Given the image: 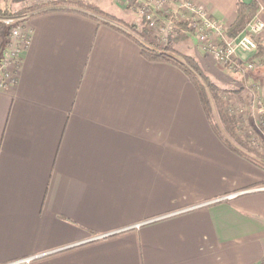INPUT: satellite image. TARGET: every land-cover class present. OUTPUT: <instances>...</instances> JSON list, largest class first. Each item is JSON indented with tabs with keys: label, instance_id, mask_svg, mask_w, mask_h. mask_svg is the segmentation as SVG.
Wrapping results in <instances>:
<instances>
[{
	"label": "crops",
	"instance_id": "crops-1",
	"mask_svg": "<svg viewBox=\"0 0 264 264\" xmlns=\"http://www.w3.org/2000/svg\"><path fill=\"white\" fill-rule=\"evenodd\" d=\"M194 1L226 27L255 1L264 22V0ZM92 3L136 33L77 8L36 12L0 88V264H259L264 162L220 139L182 69L142 55L160 41L139 17ZM190 36L184 55L224 89L231 73ZM8 40L0 25V49ZM254 73L264 96V65Z\"/></svg>",
	"mask_w": 264,
	"mask_h": 264
},
{
	"label": "built area",
	"instance_id": "built-area-1",
	"mask_svg": "<svg viewBox=\"0 0 264 264\" xmlns=\"http://www.w3.org/2000/svg\"><path fill=\"white\" fill-rule=\"evenodd\" d=\"M141 16L148 21L149 28L156 27V14H163L167 23L161 24L160 35L167 41L177 21L186 22L200 51L211 57L225 70L247 75L259 64L264 65V54L259 55L257 38L264 31V22L256 15L235 38L226 35L227 28L220 19L212 16L205 7L194 0H147L142 4ZM36 12H27L11 17L0 16V25L8 29L9 40L0 49V88L15 82L23 54L31 42L32 31L29 19ZM252 53L250 59H242L240 53ZM228 195L218 199L234 197ZM139 226V225H138ZM37 257H24L2 264H31ZM264 264V259L259 263Z\"/></svg>",
	"mask_w": 264,
	"mask_h": 264
},
{
	"label": "rangeland",
	"instance_id": "rangeland-1",
	"mask_svg": "<svg viewBox=\"0 0 264 264\" xmlns=\"http://www.w3.org/2000/svg\"><path fill=\"white\" fill-rule=\"evenodd\" d=\"M0 0V6L6 5L10 9L15 7H19L20 10L39 6L43 9H51L52 2L47 0ZM80 1L86 4H91L97 7L96 4L92 3V0H73ZM114 3H122V6L131 11L134 16H137L141 19L143 23V27L146 29L145 35H148V38L151 37L154 40L158 39L160 44L158 45V49L170 47L169 53H172L176 59L183 62L182 56H185L187 51L183 50L181 44H178V37L183 35V39L185 44H189V48L191 46V42L193 41L190 34L192 35L189 29H186L184 26L176 23V26L173 29V32L169 36L167 41L162 39V34L160 35L161 24L167 23V19L163 14H156V27L150 29L148 25V21L145 17L141 16V10L143 9L142 4L147 3V0H112ZM18 5H17V4ZM31 18V17H30ZM29 22V21H28ZM182 35H181V34ZM142 37L143 33H140ZM193 36V35H192ZM191 41V42H190ZM155 47V46H154ZM157 47V46H156ZM161 47V48H159ZM209 57V56H208ZM211 58V57H210ZM214 65L224 72V68L217 64L215 60ZM202 72L215 81V79L206 71L201 68ZM228 76H222V80L228 85L224 86V89H219V97L221 99V105L226 109V112L233 117L234 124L236 125L237 134L241 139L244 140L246 146H242L240 143H237L227 132L226 127L222 123L221 115L216 106V103L213 101L214 94H208V98L212 102L213 106V120L220 127L221 132L224 136L229 138L232 145L238 149L239 151L247 152L252 154L256 159L261 156L264 159V96L262 90V84L257 80L254 71L247 72V75H236L230 72ZM210 79V80H211ZM211 80V81H212ZM221 81V80H220ZM221 81V82H223ZM216 85V84H215ZM220 85V84H219Z\"/></svg>",
	"mask_w": 264,
	"mask_h": 264
},
{
	"label": "trees",
	"instance_id": "trees-1",
	"mask_svg": "<svg viewBox=\"0 0 264 264\" xmlns=\"http://www.w3.org/2000/svg\"><path fill=\"white\" fill-rule=\"evenodd\" d=\"M51 9H43L42 7L35 6L26 8L20 11H13L6 5L0 6V16L3 17H11L16 16L19 14L27 13V12H45V11H51L54 10L55 7H70V8H77L82 11L87 12L88 14L96 17L106 18L109 20H112L113 22H116L118 24H121L127 28H130L135 32V29L131 25H127L123 23L122 21L108 15L98 7L86 4L80 1H73V0H66V1H54L52 2ZM259 11V6L255 1H252L251 3H238V9H237V18L236 20L227 28L226 35L229 38H235L237 37L246 27V25L257 15ZM177 24L184 26L186 29H188V25L186 22H177ZM7 35H8V29L6 28ZM136 33V32H135ZM142 49V55L151 62H169L176 66H178L180 69H182L189 79L192 81L194 86L199 92L202 104L204 106V109L208 115V118L212 124V127L214 131L218 134L220 139L231 149H233L236 152H239L243 154L241 151L236 149L232 143L230 142L229 138L223 135V133L220 130V127L214 122L213 120V106L211 100L208 98V94H214L213 95V101L216 103V106H218L222 123L226 127L227 132L230 134V136L237 142L240 143L242 146H246L244 143V140L239 137L237 134L236 125L234 124V119L231 117L227 112L226 109L221 105V99L219 97V89L217 86L210 80L208 76H206L196 60L190 56H182L183 62L179 61L172 55V53H169L170 47L161 48L158 49L157 47L153 46H147L144 44H140ZM2 49V48H1ZM258 54L261 56L264 54V48L260 46ZM209 91V92H208ZM252 159V158H251ZM254 161L258 162H264V159L259 156L258 159H253Z\"/></svg>",
	"mask_w": 264,
	"mask_h": 264
}]
</instances>
